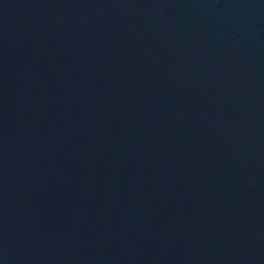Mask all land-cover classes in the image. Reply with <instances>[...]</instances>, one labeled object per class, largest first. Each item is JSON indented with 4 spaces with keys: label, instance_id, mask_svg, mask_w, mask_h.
Wrapping results in <instances>:
<instances>
[{
    "label": "water",
    "instance_id": "1",
    "mask_svg": "<svg viewBox=\"0 0 264 264\" xmlns=\"http://www.w3.org/2000/svg\"><path fill=\"white\" fill-rule=\"evenodd\" d=\"M0 264H264V0H0Z\"/></svg>",
    "mask_w": 264,
    "mask_h": 264
}]
</instances>
